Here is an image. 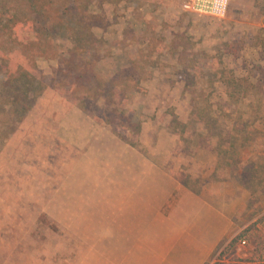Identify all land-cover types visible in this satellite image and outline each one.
Listing matches in <instances>:
<instances>
[{
    "label": "rangeland",
    "instance_id": "obj_1",
    "mask_svg": "<svg viewBox=\"0 0 264 264\" xmlns=\"http://www.w3.org/2000/svg\"><path fill=\"white\" fill-rule=\"evenodd\" d=\"M185 1L92 4L107 18L99 73L134 65L141 82L128 105L143 124L137 147L65 108L58 59L38 62L47 87L15 130L0 88V264H264V0H230L223 17ZM232 73L258 88L236 100L223 84ZM202 86L218 123L191 124L185 140L171 121H191ZM215 210L231 229L198 260Z\"/></svg>",
    "mask_w": 264,
    "mask_h": 264
},
{
    "label": "trees",
    "instance_id": "obj_2",
    "mask_svg": "<svg viewBox=\"0 0 264 264\" xmlns=\"http://www.w3.org/2000/svg\"><path fill=\"white\" fill-rule=\"evenodd\" d=\"M93 1L0 0V88H5L8 103L3 110L10 113L15 130L37 107L39 95L47 87L38 62L58 59L57 74L61 79L56 85L61 88L65 108L78 107L93 117L102 118L119 137L137 147L143 124L128 105L131 94L142 88L141 82L132 75L135 74L134 65L111 78L99 73L102 41L95 28L106 26L107 18L91 10ZM59 35H66L72 42L67 54L58 48ZM209 84L216 86L214 80ZM223 84L229 95L239 101L242 91L257 87L235 73L225 77ZM248 85L250 88H246ZM202 87L199 93L205 86ZM198 90L200 88L191 98V121L185 123L176 114L171 121V127L185 140L189 138V128H194L191 124L198 126L200 123L205 130L211 131L218 123L211 107L212 99L209 95L198 94ZM9 135L7 133V137ZM242 237L241 234L235 237L226 248L235 246Z\"/></svg>",
    "mask_w": 264,
    "mask_h": 264
},
{
    "label": "crops",
    "instance_id": "obj_3",
    "mask_svg": "<svg viewBox=\"0 0 264 264\" xmlns=\"http://www.w3.org/2000/svg\"><path fill=\"white\" fill-rule=\"evenodd\" d=\"M207 207L211 208V205ZM215 211V220L206 221L207 225L205 233H203L204 237L200 240V246L196 250V258L198 260L204 261L208 259L231 229V219L225 213Z\"/></svg>",
    "mask_w": 264,
    "mask_h": 264
},
{
    "label": "built area",
    "instance_id": "obj_4",
    "mask_svg": "<svg viewBox=\"0 0 264 264\" xmlns=\"http://www.w3.org/2000/svg\"><path fill=\"white\" fill-rule=\"evenodd\" d=\"M229 4L230 0H186L184 8L192 13L223 17L228 11Z\"/></svg>",
    "mask_w": 264,
    "mask_h": 264
}]
</instances>
